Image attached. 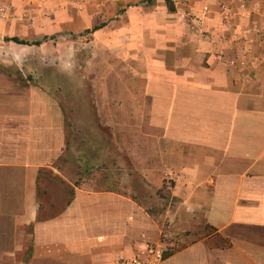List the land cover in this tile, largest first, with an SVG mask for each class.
Wrapping results in <instances>:
<instances>
[{
	"label": "crops",
	"instance_id": "1",
	"mask_svg": "<svg viewBox=\"0 0 264 264\" xmlns=\"http://www.w3.org/2000/svg\"><path fill=\"white\" fill-rule=\"evenodd\" d=\"M0 2V264H264V0Z\"/></svg>",
	"mask_w": 264,
	"mask_h": 264
},
{
	"label": "built area",
	"instance_id": "2",
	"mask_svg": "<svg viewBox=\"0 0 264 264\" xmlns=\"http://www.w3.org/2000/svg\"><path fill=\"white\" fill-rule=\"evenodd\" d=\"M12 17L11 7H7L0 2V20H8ZM171 173L167 174L166 186L171 187ZM173 247V246H172ZM171 245L150 244L147 247L145 255H138L132 258H122L115 264H162L166 251H170Z\"/></svg>",
	"mask_w": 264,
	"mask_h": 264
},
{
	"label": "rangeland",
	"instance_id": "3",
	"mask_svg": "<svg viewBox=\"0 0 264 264\" xmlns=\"http://www.w3.org/2000/svg\"><path fill=\"white\" fill-rule=\"evenodd\" d=\"M79 136H80V139H81V135H79ZM80 139H78V142L80 141ZM82 145H86V142L82 143L80 146H82ZM74 168L75 167L69 168V170L70 171L71 170L74 171ZM93 169L100 171L101 170V167H97V168H93ZM78 171H80V175H84L86 173H91L92 172V169L89 170V168H80V169H78Z\"/></svg>",
	"mask_w": 264,
	"mask_h": 264
},
{
	"label": "trees",
	"instance_id": "4",
	"mask_svg": "<svg viewBox=\"0 0 264 264\" xmlns=\"http://www.w3.org/2000/svg\"><path fill=\"white\" fill-rule=\"evenodd\" d=\"M170 0H167V2H169ZM97 28V27H95ZM11 39L17 41V42H20V43H28L27 40H24V39H20L19 37H12Z\"/></svg>",
	"mask_w": 264,
	"mask_h": 264
}]
</instances>
